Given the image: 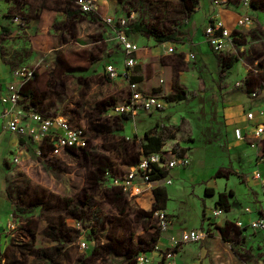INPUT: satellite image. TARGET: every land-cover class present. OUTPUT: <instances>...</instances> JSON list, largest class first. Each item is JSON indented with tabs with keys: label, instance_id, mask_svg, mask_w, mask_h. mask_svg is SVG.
<instances>
[{
	"label": "rangeland",
	"instance_id": "rangeland-1",
	"mask_svg": "<svg viewBox=\"0 0 264 264\" xmlns=\"http://www.w3.org/2000/svg\"><path fill=\"white\" fill-rule=\"evenodd\" d=\"M179 3L180 0H122L119 16L133 11L134 18L160 27L176 28L185 21ZM208 3L209 0H199L201 13L197 16L207 10ZM259 15L264 19V13ZM184 29L189 33L191 27ZM93 31L96 28L91 24L81 26L79 43L60 46L54 53L61 51L66 58L55 62L40 55L33 60L22 59L28 53L19 51L16 39L20 36L14 35V31L6 43L0 42V53L4 57L0 69L5 67L7 73L16 66L35 67L36 76L31 86L42 111L67 116L84 126L89 136L83 150L38 162L35 146L29 152L31 144L10 145L12 138L17 140V136L10 134L3 122L0 132V264H134L135 258L131 256L137 251L149 253L155 249L149 251L147 243L154 230L152 225L156 224L149 200L133 203L117 188L103 189L97 181L88 182V178L102 176L98 167H109L115 175H122L135 162L144 132L161 124L166 127L164 153L168 155L167 150L178 143L185 148L182 155H186L190 163L167 173L172 181L165 185L171 224L161 233L158 252L172 247L171 237L177 236L182 229L198 227L206 216L205 208L215 207L218 193L225 186L234 190V196L229 198L236 204L252 206L251 195L255 191H258L259 200H264L257 180L252 188L248 184L255 172H264V165L256 164L257 151L249 144L250 137L246 135V140H239L238 133L242 132L238 127L243 122L237 123L241 121V111L249 104L255 109L264 107V88L251 97L237 90L234 83L248 72L258 76L255 79L259 78L257 82L264 85V57L255 55L260 47L264 48V27L246 30L245 43L241 49L237 48L238 64L232 68L235 80L228 84L225 78L230 72L220 78L218 60L210 62L207 59L210 63L206 62L203 71L206 73H199L202 82L185 100L166 102L167 94H156L157 107L124 121L111 110L127 99V83L122 77L110 79L106 66L114 65L123 72L127 54L112 38L106 42L109 53H104L100 62L89 64L85 59L87 49L82 47L89 44L87 35ZM3 35L0 33L1 37ZM130 39L144 51L155 43L141 35ZM78 47L82 52L76 50ZM171 48L174 52L175 48ZM120 52L124 57L122 67L116 66L114 56ZM191 54L187 53L189 67L195 66L196 59L204 58L199 54L197 58L191 57ZM221 55L234 56L228 51ZM254 55L259 61L252 60ZM84 69L87 70L82 72ZM200 69L203 70L202 66ZM212 71L218 74L214 77ZM11 80L12 74L4 84ZM1 93L0 101L8 105L7 88ZM14 157H18L17 163H13ZM211 186L216 188L214 195L205 192ZM87 197L92 199L91 208L82 204ZM67 199H73L69 206ZM75 205L78 208L72 213ZM207 215L212 217L210 211ZM91 228L95 233H91ZM88 234L94 240H87ZM230 239L234 254L231 249L226 252L220 249L219 243L210 244L213 264H264L261 232L245 233L244 242L236 233L231 234ZM81 241H86L88 247L81 248ZM94 246L97 250L90 253ZM200 247H204V242ZM43 252L51 255L52 261ZM151 261L156 262L157 257Z\"/></svg>",
	"mask_w": 264,
	"mask_h": 264
},
{
	"label": "crops",
	"instance_id": "crops-1",
	"mask_svg": "<svg viewBox=\"0 0 264 264\" xmlns=\"http://www.w3.org/2000/svg\"><path fill=\"white\" fill-rule=\"evenodd\" d=\"M97 2L99 7L98 11H96L94 14L96 17H98V20H92L85 16L84 13H80L74 9L73 0H0V33H2V30L4 31L3 37L0 36V42L3 41L6 43L11 37V32L14 31V35L20 36H16L18 37L16 39V46L19 48V51L23 54L24 51L28 53L26 56L23 55L22 59L33 60L36 55H40L43 58H47L49 62H55L58 60H64L66 57L63 56L64 53H61V51L56 53H54V51L60 48V46L66 47L68 45L79 43L81 37V34L79 33L80 27L85 26L86 24H91L96 28V31H93L90 35H87L89 44L82 48L87 49L85 51V59L87 62H89V64L93 65V63L95 64L103 59L102 56L104 53H109L107 52L106 42L112 38L116 39V29L105 23L103 21V16L111 15L117 17L122 14L120 11L122 0H97ZM199 13H201L199 0H196L194 10L183 22V25H180V31L182 32L181 39L176 41L158 43L154 41L152 37L144 34H127L129 38H132L135 35H141L144 38L151 39L155 42L150 44L148 51L139 52V56L135 57L136 64L128 69L131 74L141 77V80L137 83L145 93L155 96L156 94H169L173 91V85L176 81L188 91L192 92V89L197 88L200 82H202L199 73H206L203 71L206 69V62H209L207 59H210V62L214 60L215 62L217 60L219 62L220 71L219 74L216 71H212L214 77L217 73L218 76L222 78L224 73L230 72V75H228L226 78L224 77L225 80L227 79L228 84L231 80L236 79L234 77L236 74H234L232 68L234 65L238 64V59L234 60L230 67L222 71V61H224L227 57L223 56L225 59L222 60L220 59L221 54H216L213 51L211 46L204 39V29L211 20L219 18L226 27L235 33L238 43L243 46L246 40L245 35L247 34L246 30L248 27L250 29H255L259 26L264 27V19L259 15L260 13H264V10H255L251 8L250 5H245L243 0L233 2L227 0H209L207 10L203 12L201 16H197ZM16 15L20 17V20L15 21L13 19ZM245 15L251 16L253 23L239 27L236 22L240 17ZM185 26L191 27L189 33H187V31L184 29ZM168 47H174V52L168 53ZM260 48V52L255 53V55L264 57V48ZM76 50L78 52H82L81 47H78ZM188 52L193 53L192 55H194L195 58H197L198 54L204 58L198 61L196 59L195 66L189 67L186 64L188 61ZM255 55L252 57V60L259 61L258 57ZM114 56L116 66L122 67L124 62L121 65V61L124 59V57H121V52L114 54ZM3 58L4 57L2 53H0V61L3 62ZM201 66L203 70L200 69ZM87 69L82 70V72L86 71ZM6 70L7 69L5 67L0 69V95L2 94L1 92L3 89L7 87V83L4 84L5 79L8 78L9 80L11 75V72L9 71L6 73ZM209 74L210 72L208 75ZM238 74L240 75V73ZM208 77L210 78L211 76L209 75ZM257 77L258 76L256 75L252 76V74L248 72L243 73L241 79L234 82L237 86L236 89L249 94L251 97L257 96L259 94V92H257L259 89V83L257 82L259 78L255 79ZM237 82H239L238 85ZM191 84H193V86H190ZM25 87L26 89L33 90L31 82L27 83ZM253 93H255V95H253ZM0 103L1 132L3 122H6L8 115L5 113V106L7 105L1 101ZM257 109H264V107L258 106V108L255 109L251 108V105L249 104L246 109L241 111V121L238 120L237 123L243 122L238 127L242 134H248L249 131L251 132V128L254 123L264 120V117L259 116L253 121L246 119V111ZM23 141L24 142L21 143L19 141V137H17V140L12 138L10 145L13 147L20 145L19 147H21V145L31 144V148L28 149V151L31 152L33 148L32 143H29L25 139ZM261 165L263 166L264 163ZM254 180L257 179L251 178L248 182L251 188L254 186ZM257 183H259L258 186L262 191V187L258 180ZM211 188L214 189L216 194V188L212 186ZM229 191H233L235 194L234 190H229L226 186L222 191H220L228 194V201L230 204L229 210H226L224 215L216 217L214 219L213 225L207 226L204 220L203 222L199 223L198 227L206 225L210 229L211 234L203 240L186 243L181 248H179L175 254L176 264H213L211 261L212 251L210 244L219 243V245H222V248L220 249L225 252L227 249H231L233 253V250L230 247L231 234L236 233L237 236L241 235V241L244 242L245 233L254 231L248 226L239 228L235 225V222L240 220L246 225L250 220L259 216L261 213V200H259L258 191L253 192L251 195V199L253 200L252 206L231 202L229 197L232 195H229ZM235 201H237V199ZM245 207H249L250 212H246L244 210ZM165 209L167 210V208ZM211 209L212 208L206 207L205 212H203L204 215H207ZM226 222L229 223L228 227L233 228V231L228 230L224 233L229 240L224 239L222 234L217 229V226H223ZM259 232L264 235V230ZM203 242L204 247L201 248L200 245Z\"/></svg>",
	"mask_w": 264,
	"mask_h": 264
},
{
	"label": "built area",
	"instance_id": "built-area-1",
	"mask_svg": "<svg viewBox=\"0 0 264 264\" xmlns=\"http://www.w3.org/2000/svg\"><path fill=\"white\" fill-rule=\"evenodd\" d=\"M245 5H249V0H243ZM75 6L79 7L82 12H94L98 10L99 5L94 0H73ZM134 12H127L121 16L104 15L103 21L116 29V40L127 54L125 57L126 68H131L136 64L134 53L139 51L141 47L133 42L126 33V26L134 18ZM15 21L20 20L18 15L13 18ZM251 16L245 15L240 17L236 24L240 27L246 24H252ZM205 41L211 46L216 54H223L225 51L232 55L237 54V48H242L235 37V33L224 25L222 20L215 18L209 22L203 33ZM168 52H172V48H168ZM237 56V55H236ZM191 57L193 55L191 54ZM253 71L256 69L250 67ZM35 67L16 66L12 69V80L7 84L6 100L8 105L5 107V113L8 118L5 127L9 133L16 135L32 143L35 151V156L38 158H55L66 155L70 149H80L87 145L89 136L84 126H76L66 116L55 113L44 115L38 111V108L31 104L29 98L20 93V89L24 83L32 80L35 77ZM106 73L109 78L114 80L122 77L127 83L129 95L123 100L122 104L116 105L112 110V114L130 115L134 119L140 112L150 111L158 106L159 99L155 95L145 93L137 82L131 81L127 74V69L119 72L114 65L106 66ZM239 82H237V85ZM255 95V93H253ZM5 103V102H4ZM264 117V109L248 110L245 113L247 120L253 121L256 117ZM246 135L249 144L253 146L257 152L262 149L264 142V120L256 122L248 134H239V139H245ZM130 139V137H126ZM170 151V150H167ZM164 150L152 153H143L134 164L128 166L122 175L113 176L109 171L104 172V177L99 181V185L103 189L118 188L121 193L128 199L139 203L142 200L148 199L150 204H153V190L157 187L171 184L172 181L168 175L151 179L152 175L158 171H167L174 168H184L189 165V158L186 155H178L169 153L166 155ZM256 164L264 163V156L258 157L256 153ZM18 162V157L13 158V163ZM257 179L263 190L264 196V176L263 173L257 171L252 176ZM264 200L261 201V213L256 218L250 220L246 225L238 220L236 226L242 228L248 226L254 231L264 230ZM263 206V208H262ZM152 209V208H151ZM246 212H250L249 207H245ZM225 209L216 204L211 209V216L206 215L204 218L205 224L213 225L214 219L224 215ZM156 221L157 228L160 232V237L155 249L152 251H142L136 255L134 264H176V251L186 243L197 242L207 238L210 235V229L204 225L193 229H182L177 236L171 237L172 247L157 251L159 241L162 237L161 233L166 231L170 224L169 213L166 209H155L152 213ZM81 248H87L86 241H81ZM156 256L157 261L151 259Z\"/></svg>",
	"mask_w": 264,
	"mask_h": 264
},
{
	"label": "trees",
	"instance_id": "trees-1",
	"mask_svg": "<svg viewBox=\"0 0 264 264\" xmlns=\"http://www.w3.org/2000/svg\"><path fill=\"white\" fill-rule=\"evenodd\" d=\"M227 1H238V0H227ZM195 2L196 0H180V7H181V13L184 16V20H186L190 13L194 10L195 8ZM262 0H249V5L251 8L255 9V10H262L264 9L262 6ZM74 5V3H73ZM74 9L79 11L80 13H84L85 16L89 17L92 20H98V17H96V15L94 14L96 11L92 12H82L81 9L77 6L74 5ZM98 11V10H97ZM136 19V18H135ZM133 19L132 21H130V23L127 24L126 26V33L127 34H131V33H139V34H144L147 35L149 37H152L154 39V41L158 42V43H162V42H166V41H176L181 39V34L182 32L180 31V25H178L176 28L173 27H160L158 24L155 23H149L144 21L143 19ZM3 30H2V34H3ZM144 50L140 49L139 51H136L134 53L135 57L139 56V52H143ZM220 55V54H219ZM228 58V60H226ZM226 59L222 57V55H220V59L224 60L222 61V71L228 67H230L232 65V63L234 62V60H237L238 58L236 57V55L234 56H229ZM59 61V60H58ZM129 68H127V74L129 76V79L131 81H135L138 82L141 80L140 76L137 75H133L130 73V71L128 70ZM74 71V70H73ZM71 71V72H73ZM36 76V73H35ZM31 80L27 81L26 83H24L20 89V93L26 97L29 98V101L31 104L35 105L38 108V111L41 112L44 115H49L50 113L48 112H44L41 109V105L35 100V93L34 90L32 89H26L25 85L27 83H30ZM264 88L263 84H259V89L257 92H259L261 89ZM193 92V91H192ZM191 91L189 92L186 88H184L183 86H181L179 83H177V81L174 83L173 85V91L167 95H165V101L166 102H177V101H183L187 98L188 94L192 93ZM193 94V93H192ZM257 94V93H256ZM128 95H129V91H128ZM128 97V96H127ZM116 105H114L112 107V109L115 107ZM120 118L122 119V121L124 120H130L131 117L130 115L127 114H120L119 115ZM67 117V116H66ZM68 118V117H67ZM69 119V118H68ZM73 124H75L76 126H82L79 124L74 123L71 119H69ZM87 131V130H86ZM135 138V137H133ZM165 139H166V127L164 125H159L157 128L154 129H148L144 132L143 137L141 139L140 142V147H139V151H138V155L137 158L135 160V162L138 161L139 156L141 154V150L143 153L147 154V153H152V152H158L162 150V147L165 144ZM24 139L19 137V141L21 143H23ZM126 140H129L126 138ZM86 147V146H85ZM83 147V148H85ZM83 148L80 149H70L69 152L66 155L69 154H73L74 151H78V150H83ZM185 148L184 147H180L178 143H175L172 148L170 149V151H168L171 154H178V155H182L184 152ZM86 154H88V152H86ZM64 155V156H66ZM62 156V157H64ZM257 156L261 157L264 156V142L262 144V149L257 152ZM61 158V157H60ZM49 158H40V161H44L46 162V160ZM134 162V163H135ZM131 163V164H134ZM130 164V165H131ZM98 170L102 172V176H98V175H93L90 176L88 178V182H98L101 181L104 177V172L105 171H109L111 173V175L113 176H117L113 173V171L109 168V167H98ZM167 175V171H158L157 174L152 175L151 179H157V178H162L164 176ZM112 189V188H110ZM118 189V188H117ZM121 193V190L118 189ZM205 192L207 194H212L214 195V189L211 187H207L205 189ZM122 194V193H121ZM123 195V194H122ZM229 195H234L233 191H229ZM168 199V194H167V190L165 188V186H161V187H157L153 190V204H152V209L151 212L153 213V211L155 209H165L166 208V202ZM67 206H69L73 199H67ZM133 202V201H131ZM135 203V202H133ZM216 204L222 206L225 211L229 210L230 208V204L228 201V194L224 193V192H219L218 193V198L215 202ZM83 206H88V207H92V199H90L89 197H87L86 201H82ZM75 208H78V205H75L74 209H71V212L73 213L75 211ZM156 223V221H155ZM228 222L225 223V225L223 226H217L218 231L222 234V236H224L225 231L228 230ZM236 225V224H235ZM152 228H154L153 232L150 233L149 235V239L147 240V243L150 245L149 251L152 250L155 245L158 242V239L160 237V232L157 228V225L155 224L154 226L152 225ZM229 230L233 231V228H229ZM91 233H95V230L91 228ZM225 238V236H224ZM87 240H94V238H92L91 234L87 235ZM227 240V239H226ZM97 250V247L94 246L93 248H91V252H94ZM145 250V249H144ZM147 251V250H145ZM44 256L46 258H48L49 261H52V256L48 255L47 253L43 252ZM139 254V251L136 252V255ZM136 255H132V258H135Z\"/></svg>",
	"mask_w": 264,
	"mask_h": 264
}]
</instances>
